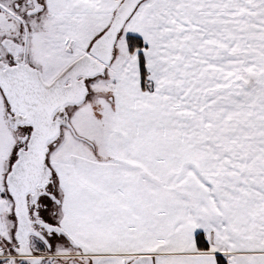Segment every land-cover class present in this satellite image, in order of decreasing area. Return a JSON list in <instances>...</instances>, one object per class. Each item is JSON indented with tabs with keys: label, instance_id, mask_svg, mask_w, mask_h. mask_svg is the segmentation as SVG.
Listing matches in <instances>:
<instances>
[{
	"label": "snow or ice",
	"instance_id": "obj_1",
	"mask_svg": "<svg viewBox=\"0 0 264 264\" xmlns=\"http://www.w3.org/2000/svg\"><path fill=\"white\" fill-rule=\"evenodd\" d=\"M0 264H264V0H0Z\"/></svg>",
	"mask_w": 264,
	"mask_h": 264
}]
</instances>
